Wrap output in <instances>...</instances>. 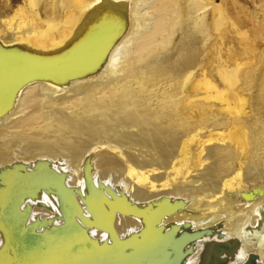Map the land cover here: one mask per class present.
<instances>
[{
    "label": "bare ground",
    "instance_id": "obj_1",
    "mask_svg": "<svg viewBox=\"0 0 264 264\" xmlns=\"http://www.w3.org/2000/svg\"><path fill=\"white\" fill-rule=\"evenodd\" d=\"M32 2L30 34L21 22L11 36L0 30V256L18 259L39 244L34 232L45 244L66 235L85 259L197 264L203 239L258 232L264 74L247 78L232 62L212 79L207 37L197 45L192 33L206 6L60 0L58 16L51 0L44 20ZM11 174L45 179L4 197ZM235 247L226 264L249 254L264 264V237ZM207 248L204 263L223 264Z\"/></svg>",
    "mask_w": 264,
    "mask_h": 264
},
{
    "label": "rangeland",
    "instance_id": "obj_2",
    "mask_svg": "<svg viewBox=\"0 0 264 264\" xmlns=\"http://www.w3.org/2000/svg\"><path fill=\"white\" fill-rule=\"evenodd\" d=\"M50 1L51 0H36L35 3L37 11L44 20L51 19V14H49L51 11L47 10V14L44 10L46 3H50ZM171 1L176 3L175 0H170V2ZM54 2L56 6L55 11L57 15H60L63 11L60 0H54ZM192 2L197 6L196 8L204 5L206 6L204 17L201 20H197L195 25L198 24L196 27H193L192 33L195 34L194 36L197 45L203 38L202 36L207 37V45L212 49L210 50L211 59L208 60L212 70V79L214 78L217 80L216 82H218L219 77L216 74L218 69H226L228 63L232 62H241L243 64L242 74L247 78H255L260 75V73L264 74V0H192ZM32 3V0H0V30L4 31L6 35L11 36L13 35V26L18 22H21L18 30L19 33L30 34L28 32L32 31L36 26L35 14H33L34 11H32ZM155 4L158 5V2L156 1L154 5ZM53 16H56V14H53L52 17ZM7 22H10L11 24L10 29H7ZM23 28H25V30ZM203 29L205 30L204 35L201 34ZM76 55L77 54L74 53L72 57H75ZM65 57L67 58L69 56ZM44 170L46 175L48 174V171H52L47 167H44ZM47 177L50 176L47 175ZM44 179L45 178L41 174L36 176L11 174V177L7 180L9 182H7L9 190L7 189L4 193V197H12L13 195V197H15L19 191H22L25 188H31L32 190L36 183H43ZM68 199L74 211L79 215L80 211L76 208L77 206L74 203V196L70 192L68 194ZM10 209H12V213H15V215L19 217V215H17L18 211L16 210L15 204H12ZM19 218L21 220V225H23L24 219H21V216ZM71 223L76 226L72 219ZM252 226L253 225L249 224V229L247 228L242 239L245 238L249 241H258L264 237V225L261 227L262 231L260 229L258 232H252V229L254 228V226ZM7 228L12 234V240L16 243L14 244L12 242L13 246H17L18 237L21 235L20 231L14 230V225H11L10 223ZM35 236L36 234L33 232L26 237L31 239V242L36 241L39 244L27 247L25 252H23L18 259L13 255V261L6 251L2 252L0 256V264H93V262L94 264H116L111 261L112 259L105 261L104 259H97V257L93 259H85V256H83L84 254H79L78 256L77 250L79 252L82 251H80L79 248L76 247L68 237H66V235H62L59 241L56 242H54V240L47 241L48 244H45L46 237L43 236L44 238L40 237L39 240H37ZM22 239L23 236H21L20 240ZM236 239L238 241V248H240L242 239ZM154 240V237H150L143 244V247L147 250L153 249ZM209 242L210 240H202V251L205 250L204 248L208 247L207 243ZM229 249L233 250V247H230L229 245ZM11 250L15 251V249ZM209 250V259L212 260L213 258H217L216 255L218 253L213 252L215 249L213 250V248H209ZM238 251L239 249H237V251L235 249L236 253ZM16 256L18 255L16 254ZM205 256L206 252L203 256H199L198 262L203 260L206 261ZM223 256V254L220 255L221 258H223ZM256 258L255 264H258L259 262Z\"/></svg>",
    "mask_w": 264,
    "mask_h": 264
},
{
    "label": "water",
    "instance_id": "obj_3",
    "mask_svg": "<svg viewBox=\"0 0 264 264\" xmlns=\"http://www.w3.org/2000/svg\"><path fill=\"white\" fill-rule=\"evenodd\" d=\"M230 243V246H237L238 245V241L237 240H232V241H229ZM207 246L208 248H214L215 249V252L217 253H223V258H220V261L223 262V264H226V259L228 258L227 256L230 255V249H229V245H227V242H209L207 243ZM207 248V249H208ZM205 249V248H204ZM205 251V250H204ZM204 251H202V256L204 255ZM220 263V262H219ZM198 264H215V263H212V262H209V263H204L203 261H200L198 262ZM243 264H255V256L253 254H249L247 260L245 263Z\"/></svg>",
    "mask_w": 264,
    "mask_h": 264
}]
</instances>
